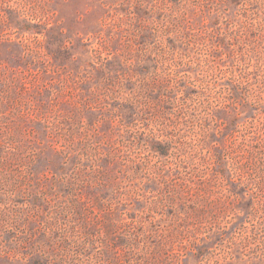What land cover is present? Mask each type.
<instances>
[{
  "label": "rangeland",
  "instance_id": "1",
  "mask_svg": "<svg viewBox=\"0 0 264 264\" xmlns=\"http://www.w3.org/2000/svg\"><path fill=\"white\" fill-rule=\"evenodd\" d=\"M0 264H264V0H0Z\"/></svg>",
  "mask_w": 264,
  "mask_h": 264
}]
</instances>
